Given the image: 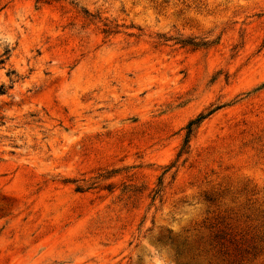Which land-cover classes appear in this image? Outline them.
Wrapping results in <instances>:
<instances>
[{"label":"rangeland","instance_id":"obj_1","mask_svg":"<svg viewBox=\"0 0 264 264\" xmlns=\"http://www.w3.org/2000/svg\"><path fill=\"white\" fill-rule=\"evenodd\" d=\"M0 92V264H264V0H0Z\"/></svg>","mask_w":264,"mask_h":264},{"label":"trees","instance_id":"obj_2","mask_svg":"<svg viewBox=\"0 0 264 264\" xmlns=\"http://www.w3.org/2000/svg\"><path fill=\"white\" fill-rule=\"evenodd\" d=\"M46 1H52V2H55L57 0H46ZM182 46H188V47H191V48H198L200 45H196L194 42L192 41H186V42H182L180 43ZM201 46H204V45H201ZM0 95H2V93L0 92ZM214 111V110H213ZM213 111H209L207 114H203V113H200L198 114L195 118L191 119L190 121H188V123L186 124V126L183 128V132H184V135H183V139H182V144L180 146V149L178 150L176 156H175V159L174 161L167 167L166 171L174 168L179 159L183 156V155H186L188 154V151H189V144H190V140L191 138L194 136L195 132L197 131L198 127L200 126V124L209 116L212 114ZM158 186H162L161 184V179H159L158 181ZM160 192V189H157L156 192H155V195L156 196L158 193Z\"/></svg>","mask_w":264,"mask_h":264}]
</instances>
